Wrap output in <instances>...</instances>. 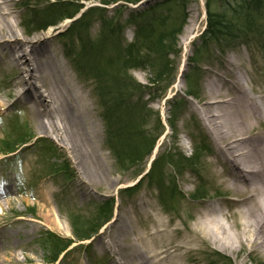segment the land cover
<instances>
[{"label": "rangeland", "instance_id": "obj_1", "mask_svg": "<svg viewBox=\"0 0 264 264\" xmlns=\"http://www.w3.org/2000/svg\"><path fill=\"white\" fill-rule=\"evenodd\" d=\"M43 1L13 0L8 3L10 18L18 23L22 39L49 33L48 48L55 52L75 89L88 100L86 123L94 128L87 132L81 121L80 133L73 131V143H79L75 151L78 159L52 136L41 132L31 105L16 93L22 74L10 63L7 50L15 43H6L4 49L0 42V264H50V236L73 241L54 264H152V241L147 236L152 225L147 213L158 212L172 224L167 239L177 242L188 240L206 206L221 204L224 214H230L223 200L232 195L224 190L225 179L219 177L225 166L217 163L214 137L204 127L197 108L205 96L206 83L215 74L232 79L227 70L230 59L237 64L236 69L230 66L231 70L245 77L249 93L252 95L254 89L256 94H264V0H248L255 8L251 17L254 25L249 28L246 12L238 8L241 0H150L143 4L120 1L106 7V20L120 27L114 41H120L123 50L134 41L143 20L151 22L156 33L174 26L183 28L176 40V53L162 60L169 65L162 75L159 73L163 66L156 54L152 55L155 62L151 61V66L121 69L118 63L107 65L112 56L117 57L112 47L96 57V50L84 48L77 41L79 35L86 47L100 39L103 24L98 17L86 29H72L71 19L46 31L30 26V12L24 6ZM79 3L85 6L82 11L104 7L96 0ZM211 14L231 20L234 37L241 39L229 37L215 42L205 37ZM82 49L86 54L81 53ZM69 51L75 59L83 57L82 66L93 69L91 74L87 71L89 77L77 71L67 57ZM119 78L145 91L130 90L131 112L121 106L125 97L118 98L120 106L114 108L111 122L115 136L109 140V127L103 120L105 110L95 87L105 85L101 94L108 104L112 96L109 91L116 92L114 84ZM179 79L182 82L177 87ZM192 82L194 91L190 89ZM126 133L133 136L128 147L141 153L136 163L121 162L127 156L120 135ZM145 138L151 141L146 144ZM149 144L155 145L152 154L144 157ZM7 148L14 152L5 154ZM192 156L195 158L191 161L185 160ZM156 158H161L160 169L149 176ZM96 172L104 175L95 177L92 173ZM129 187L135 188L124 192ZM108 201H113V209H101ZM110 213L111 220L90 240L75 238V225L94 229ZM233 253L234 257L214 244L198 242L192 252H182L176 262L223 264L227 258V264H264L262 250Z\"/></svg>", "mask_w": 264, "mask_h": 264}, {"label": "bare ground", "instance_id": "obj_2", "mask_svg": "<svg viewBox=\"0 0 264 264\" xmlns=\"http://www.w3.org/2000/svg\"><path fill=\"white\" fill-rule=\"evenodd\" d=\"M12 1L0 0V42L4 49L6 43H15L7 50L10 63L22 74L16 83L17 96L25 97L31 105L41 132L52 136L78 159L75 151L79 143H73L71 136L73 131H81V121L87 132L94 128L86 123L90 112L88 100L75 89L55 52L48 48L49 33L29 40L21 38L18 23L10 18L8 3ZM228 63L232 79L215 74L206 83L197 111L214 137L217 163L225 166L219 177L225 179L224 190L232 195L223 200L230 214H224L221 204L206 206L188 240L177 242L167 239L172 224L158 212L147 213L152 225V232L147 234L152 241V264H181L176 262L180 254L192 252L198 242L214 244L232 256L234 251L264 252V94H256L252 89L251 95L245 77L231 70L230 66L237 68L236 61L230 59ZM181 82L179 79L177 87ZM157 239L160 241L156 242Z\"/></svg>", "mask_w": 264, "mask_h": 264}, {"label": "trees", "instance_id": "obj_3", "mask_svg": "<svg viewBox=\"0 0 264 264\" xmlns=\"http://www.w3.org/2000/svg\"><path fill=\"white\" fill-rule=\"evenodd\" d=\"M83 0H73V3L68 2V0H44L43 2H38L35 5H26L24 7H27L26 9L30 12V21L28 24L30 26L35 25L37 30L39 31H46L50 26H57L59 23L67 20V19H74L78 16V14L84 9V4H80L79 2ZM88 1V0H86ZM99 1L104 7H91L88 8L87 11H84L81 15V17L72 23L71 28L78 30V29H86L89 27V22L94 18L98 17L100 18V21L103 24V29L101 31V36L98 41H96L94 44L89 43V45H85L84 39L82 36L79 35V38H77V41L82 43L84 45V48H88L90 51L96 50L94 53V57L96 56H102L104 52L109 48L112 47L114 51V56L116 54L117 57L112 56L111 60L107 61V65L112 67L114 63H118L121 66H123L121 69L128 68V69H134V68H141L144 69L145 66H149L151 61L152 63L155 62V59L153 60V56L156 54L158 57L156 59H159L161 62V65L163 66V70L159 73L160 75L164 74L168 69V64H164L162 60H165V57L168 55L171 56L175 54V48L177 46V38L178 36L183 32L182 29L176 28V26L172 27L173 29L170 30H164L160 33H156L155 27L152 28L151 22H147L145 20L142 21L140 28L137 31V35L134 39V41L126 46V48H123L124 45H120V41L116 42L114 41L117 36L120 35V27L113 22H109L106 20V14H105V7H109V5L116 4L120 1L127 2L129 4H138L142 0H96ZM261 2V0H254ZM79 3V4H78ZM77 4V5H76ZM240 4V3H238ZM32 7V8H31ZM238 8H243V10L246 12L245 18L248 19V27H251L254 25V21L252 20V11L255 9L252 7L248 0H241L240 6ZM235 8L234 11L236 14L239 13V9ZM32 9V10H31ZM264 10V9H263ZM262 10V11H263ZM235 19V18H234ZM236 19H238L236 17ZM167 21V20H166ZM186 22V18L184 19V24ZM166 23V22H165ZM164 23V24H165ZM231 20L226 19V16L223 15H215L211 14V17L209 19L208 25L206 27L205 37H208L210 39H213L215 42H220L223 40H227L229 37L235 38V39H241L239 37H234L233 29L231 25ZM71 29V30H72ZM69 31V30H68ZM232 40V39H231ZM261 41V39H260ZM91 46V47H90ZM92 48V49H91ZM81 53H85V49H82ZM80 53V56H81ZM144 55V56H143ZM153 55V56H152ZM67 57L71 58L74 64V67L79 71V73H85L84 75H87L88 73L91 74V69H87L85 66H82V62L84 61L83 57L77 59L74 58V54L69 51L67 53ZM121 58V59H120ZM101 59V57L98 59ZM115 65V64H114ZM151 66V65H150ZM86 68V72L83 70V68ZM88 76V75H87ZM89 77V76H88ZM195 82V81H194ZM131 83V82H130ZM191 90L194 91L195 84L193 82L191 83ZM115 90L116 92L111 93L109 91V95H112L109 103L105 104V99L103 98V95L101 94L105 85H97L95 89L99 91V99L101 100L102 107H104V115L103 120L106 121V124H108L109 127V134L108 139L112 138L114 135V131H112L111 122L114 116H112V112L114 111L115 107L120 106V100L118 98H121V96L125 97L124 101L122 102L121 106L123 109H125V112H131V104H129V99L132 94H130V90H136L138 92L144 93L145 89L143 90L141 87L137 86L133 87L131 85H126L124 78H119L115 82ZM189 96H193L192 93H189ZM140 102V100H139ZM134 105V104H133ZM133 108V107H132ZM124 112V114H125ZM117 117V115H115ZM111 128V129H110ZM124 129V127H123ZM122 129V130H123ZM174 129V128H173ZM124 131V130H123ZM122 131V132H123ZM122 138V141L125 142V146L123 147V152H125L127 158L125 160H122L121 162H132L136 163L138 161V158H140L141 153L138 151H134L133 147H128V145H131L130 139H133V136L131 134H122L120 135ZM136 136V135H135ZM146 144L150 142L151 140L144 139ZM154 144L150 145L148 147V152L145 154L148 157V155L152 154ZM6 151L14 152V150H11L10 148L6 149ZM115 151V149H114ZM116 156L119 157L118 152H116ZM122 158V157H121ZM192 158H186L185 160L191 161ZM120 160V158H119ZM161 158H156L149 170V176H154L155 171L160 169L161 166ZM139 186V185H138ZM135 187H129V189L124 190V192H129L134 190ZM113 201H108L103 205L104 208L101 209H108V207H111L113 209ZM112 216L111 213L108 215V217L105 220H102L98 223V226L94 229H89L86 226L79 227L78 225L75 227V238L78 241H86L90 238H92L94 235H96L100 228L109 222L111 220ZM50 251L51 255L47 258V262L50 264L56 263L58 257L67 251V248H69L73 241L71 240H63L60 237H51L50 236ZM227 258L223 262V264H227Z\"/></svg>", "mask_w": 264, "mask_h": 264}]
</instances>
